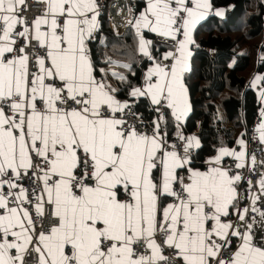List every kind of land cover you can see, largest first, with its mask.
<instances>
[{"label":"snow or ice","instance_id":"6c2138e0","mask_svg":"<svg viewBox=\"0 0 264 264\" xmlns=\"http://www.w3.org/2000/svg\"><path fill=\"white\" fill-rule=\"evenodd\" d=\"M35 2L29 16L26 0H0V264H264V160L241 133L198 166L200 138L183 132L212 0L129 9L139 75L134 59L97 67V0Z\"/></svg>","mask_w":264,"mask_h":264},{"label":"trees","instance_id":"16d2710c","mask_svg":"<svg viewBox=\"0 0 264 264\" xmlns=\"http://www.w3.org/2000/svg\"><path fill=\"white\" fill-rule=\"evenodd\" d=\"M100 15V31L93 47L99 68H109L108 57L121 62L135 60L134 71L141 70L142 57L136 52V38L129 27L121 35L110 26L108 5ZM135 0L132 7H142ZM213 8H224V17L209 14L194 31L191 71L185 84L191 112L183 124L184 134L195 133L201 148L196 149L199 166L214 154L220 143L234 147L241 133L249 131L259 118V95L250 81L264 74V0H212ZM130 7V8H132ZM146 38H157L145 33ZM166 49L161 48V54ZM120 70V69H119ZM151 116L143 103L137 108ZM246 186V185H245Z\"/></svg>","mask_w":264,"mask_h":264},{"label":"built area","instance_id":"2783aa9c","mask_svg":"<svg viewBox=\"0 0 264 264\" xmlns=\"http://www.w3.org/2000/svg\"><path fill=\"white\" fill-rule=\"evenodd\" d=\"M118 1L119 0H112L109 3L108 12H109V17H110L111 23L116 27V29H117V31H119V33H123L125 31V29L127 28L126 20L128 19V15H125L124 12L127 11V13H128L129 6H133L135 4V0H125V6H120ZM26 2L29 6V11L27 13L29 16H32L34 13H37L38 9L41 7V5L36 3L35 0H26ZM97 2L100 5L99 11H100V15H101L102 13L105 12V9H106L105 0H97ZM261 76H264V74ZM260 87H261V85H258L257 87H255L258 95H259ZM138 114H140V112H138ZM258 121L259 120H257L255 125L249 131V135L246 137H247V141H248V149H249L250 155L253 152H255V154L257 156V160H264V151H261V149H264V145H261L257 139H254V137H257L256 127H257ZM184 135L187 136L188 134H184ZM193 152L195 154L196 149H194ZM243 175L245 177H247L249 175L247 169L243 170ZM251 178L255 182L257 179V176L253 175ZM27 259L29 262H31L33 260V257H28Z\"/></svg>","mask_w":264,"mask_h":264},{"label":"crops","instance_id":"0c3cea01","mask_svg":"<svg viewBox=\"0 0 264 264\" xmlns=\"http://www.w3.org/2000/svg\"><path fill=\"white\" fill-rule=\"evenodd\" d=\"M217 9H222L223 11H224V15L223 16H219V17H224L225 16V12H226V10L224 9V8H213V11L212 12H210L209 14H211V13H213V14H215V11L217 10ZM218 16V15H217ZM208 17V16H207ZM99 23H100V16H99ZM193 39H194V32H193ZM190 50H191V53H192V45L190 46ZM190 64H191V60H190ZM110 68V67H109ZM113 83H115V81H112ZM260 107H261V105H260ZM259 121H260V116H259V119H258ZM186 121V120H185ZM185 121H184V123H185ZM259 121H258V123H259ZM258 123H257V125H258ZM196 135L195 133H192V134H189V135ZM258 135H259V133L257 132V137H258ZM241 136V134L239 135V137ZM238 137V138H239ZM245 139L247 140V137L245 136ZM247 144H248V141H247ZM235 147V146H234ZM248 152H249V149H248ZM250 154V153H249ZM245 186V185H244ZM243 187V186H242ZM242 187L241 188H238V191H241L242 192ZM241 206H243V205H241ZM254 242L255 243H257V246H259V243H260V241H259V233L258 232H256L255 230H254Z\"/></svg>","mask_w":264,"mask_h":264},{"label":"rangeland","instance_id":"374dc122","mask_svg":"<svg viewBox=\"0 0 264 264\" xmlns=\"http://www.w3.org/2000/svg\"><path fill=\"white\" fill-rule=\"evenodd\" d=\"M130 7H132V6H129V9H130ZM129 11V10H128ZM111 21V20H110ZM110 26L113 28V31L115 32V34H117V35H121L122 33H119V31H117V29H116V27L110 22ZM128 28V27H127ZM125 31H126V29H125ZM124 31V32H125ZM123 32V33H124ZM108 67H112V65L111 66H108ZM117 70H119V69H117Z\"/></svg>","mask_w":264,"mask_h":264},{"label":"bare ground","instance_id":"6f19581e","mask_svg":"<svg viewBox=\"0 0 264 264\" xmlns=\"http://www.w3.org/2000/svg\"><path fill=\"white\" fill-rule=\"evenodd\" d=\"M118 3L120 4V6H125V0H119Z\"/></svg>","mask_w":264,"mask_h":264},{"label":"water","instance_id":"95a60500","mask_svg":"<svg viewBox=\"0 0 264 264\" xmlns=\"http://www.w3.org/2000/svg\"><path fill=\"white\" fill-rule=\"evenodd\" d=\"M124 14L127 15V11H125Z\"/></svg>","mask_w":264,"mask_h":264}]
</instances>
